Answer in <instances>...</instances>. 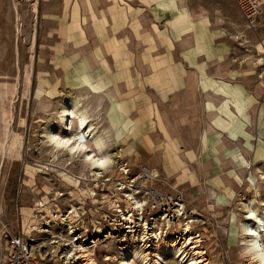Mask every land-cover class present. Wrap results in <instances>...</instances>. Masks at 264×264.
Returning <instances> with one entry per match:
<instances>
[{
	"label": "rangeland",
	"instance_id": "rangeland-1",
	"mask_svg": "<svg viewBox=\"0 0 264 264\" xmlns=\"http://www.w3.org/2000/svg\"><path fill=\"white\" fill-rule=\"evenodd\" d=\"M163 1L119 0L114 24L96 21L99 35L112 28L101 42L117 69L99 45L95 67L78 51L65 61L68 43H88L82 26L83 39L65 37L64 0H0V264L7 232L26 234L40 264H87L83 249L95 264H124L135 248L128 264H260L243 225L264 224V9L250 28L233 0ZM191 32L195 46L184 42ZM165 63L195 76L188 101L176 74L171 91L153 80ZM72 97L108 143L100 171L46 142L45 126ZM209 122L219 134L206 135ZM260 235L264 246V225Z\"/></svg>",
	"mask_w": 264,
	"mask_h": 264
},
{
	"label": "crops",
	"instance_id": "crops-1",
	"mask_svg": "<svg viewBox=\"0 0 264 264\" xmlns=\"http://www.w3.org/2000/svg\"><path fill=\"white\" fill-rule=\"evenodd\" d=\"M65 3L69 4V8H66V11H69V16H67V20H69L68 22L71 23V26L66 25L65 26V37L70 38V36H74L75 32H78L80 37L82 38L83 34L81 33V26L83 27V30L85 31L84 35L86 38V41L88 44H86V46H78V47H72L70 46L71 44L68 43L66 47H64V56L65 57V61L66 58H72L74 56H76L77 51L82 53H85L90 62L92 63L93 67L97 66V63L100 64V62L98 61V57L101 54V51L99 48L97 47H93V45H99L102 49V52L105 54L106 56V60L107 63L109 62L113 68H117L118 69V64H114V59L115 57H113L114 55V48H112V44L111 43H106V42H101L103 38H105L108 33L110 31H112V28L109 27V30L107 29L108 27H104L105 32L104 34L101 33L102 35L98 34V31L95 29L94 25L96 23V21H101L103 24L107 23L106 26H108V24H114L113 21V17L115 18L117 16V14L115 13V11L113 10L114 8H117V1L119 0H64ZM177 1V0H176ZM76 2L77 4V8L76 10H74L75 12H73V16L72 14V3ZM138 2H140L143 6L144 3L146 5H149V7L151 6H155V7H162L159 4L163 3V0H138ZM188 3V0H186V5ZM130 5H128L129 7ZM175 6L177 7L176 3ZM126 10V13L123 12L122 14V18H121V23H125L123 24L122 29L120 30V32H126L128 31V27L126 26V21H125V17H129V11L128 8L125 7L124 8ZM79 14V16H78ZM113 15V17H112ZM204 17V16H203ZM70 28H72L73 30L70 32ZM78 28V29H77ZM111 29V30H110ZM83 39V38H82ZM91 41V42H88ZM184 42L186 45L188 44H192V45H196V38L193 36V32L185 35V39ZM110 50L113 52V54H110ZM83 55V54H82ZM67 63V62H66ZM159 64H157L155 66L158 67ZM165 66L157 69L153 72V80L158 83V84H162V85H170L169 90L171 91L173 86L172 84L175 86V82L173 79V74H176L177 77L180 78L181 82L183 84L180 83V85L175 86V90H177L178 95L181 97V99L183 101H188L189 97H191V93H192V89L193 86L196 82H194L196 80L194 75H190L188 74L182 67H175V66H171L169 63H165ZM180 69H183L182 71ZM60 70L62 71V68H60ZM154 70V69H153ZM123 71V76L122 78H125V80L121 81V86L123 89V93L124 94H129V84L128 83H132L134 82V78H135V69L132 67L131 71L129 73V71L124 68ZM184 88V89H183ZM167 90V91H169ZM107 91H109V94L113 95L115 94L117 96V100H120V95H118L113 87H109L107 84ZM174 91V89H173ZM113 92V93H112ZM105 95V92H103ZM114 96V95H113ZM115 98V97H114ZM176 97L171 96V105L174 106L175 104V99ZM116 101V99H115ZM166 121V124L168 126V128L170 129V131H174L177 134V131L175 130L174 126L172 123H169L166 120V117H163ZM221 130H219L217 127H215L211 122H209L208 125V129L206 131V135H209L210 137L214 136V134L220 132ZM179 138V142L182 143V140L180 137ZM193 157V156H192Z\"/></svg>",
	"mask_w": 264,
	"mask_h": 264
},
{
	"label": "bare ground",
	"instance_id": "bare-ground-1",
	"mask_svg": "<svg viewBox=\"0 0 264 264\" xmlns=\"http://www.w3.org/2000/svg\"><path fill=\"white\" fill-rule=\"evenodd\" d=\"M176 5L178 8H183L186 5V0H177ZM44 99L45 97L40 100L39 104L42 105ZM116 101L118 102L119 100ZM57 119L55 122L47 124V126L44 128L46 142L52 146L55 152L58 154L64 152L70 155V159H75V161L85 163L86 167L92 171H100L101 169L107 167L108 163L111 161V154L108 149L106 138L99 132L96 122H94V119L92 118L88 109L83 105L78 97H72L67 100V102L62 106ZM219 133L220 132L216 134ZM53 137H58L59 143L52 139ZM221 140L224 145H227L224 139L221 138ZM229 158L234 161L235 167H242L244 164L239 161L236 153L229 156ZM240 158L242 159V157ZM173 169L175 168L173 167ZM223 180L224 179L222 178H218L217 184L219 185L220 183H223ZM229 181L230 180H224V182H227V184ZM249 213L248 214L250 215L251 219L258 217H256L252 208H250ZM259 221L260 222H257V225L255 224L256 226L254 225L255 227L249 226L247 224L243 225L244 230L249 232V249L253 257L264 254V246L263 243L260 242V231L264 224L261 219ZM128 253L129 254H126V256L123 258L124 264H128V256L131 257V255H136L138 253V248L132 249ZM81 257L86 259L87 264H95L94 259L87 249L82 250Z\"/></svg>",
	"mask_w": 264,
	"mask_h": 264
},
{
	"label": "built area",
	"instance_id": "built-area-1",
	"mask_svg": "<svg viewBox=\"0 0 264 264\" xmlns=\"http://www.w3.org/2000/svg\"><path fill=\"white\" fill-rule=\"evenodd\" d=\"M240 14L250 28L255 27L258 16L264 9V0H233ZM6 262L5 264H40L32 241L26 234L6 233Z\"/></svg>",
	"mask_w": 264,
	"mask_h": 264
},
{
	"label": "clouds",
	"instance_id": "clouds-1",
	"mask_svg": "<svg viewBox=\"0 0 264 264\" xmlns=\"http://www.w3.org/2000/svg\"><path fill=\"white\" fill-rule=\"evenodd\" d=\"M52 139L56 140L57 143H59L58 137H53ZM254 259H257L260 261V264H264V254H261L257 257H254Z\"/></svg>",
	"mask_w": 264,
	"mask_h": 264
}]
</instances>
